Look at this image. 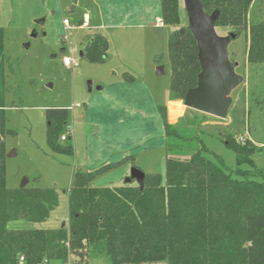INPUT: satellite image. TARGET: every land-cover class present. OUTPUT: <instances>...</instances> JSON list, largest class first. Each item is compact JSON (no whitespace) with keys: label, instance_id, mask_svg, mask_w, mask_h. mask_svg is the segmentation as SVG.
Masks as SVG:
<instances>
[{"label":"rangeland","instance_id":"obj_1","mask_svg":"<svg viewBox=\"0 0 264 264\" xmlns=\"http://www.w3.org/2000/svg\"><path fill=\"white\" fill-rule=\"evenodd\" d=\"M84 13L91 17L90 28L79 25ZM179 15L181 25L187 26L183 0H179ZM156 16H161L160 0H78L75 5L71 0H0L6 59L4 119L13 132L4 136L6 186L19 189L26 179L28 187L54 188L58 194L57 206L45 222L20 220L10 223V228L66 226L67 190L73 173L119 161L123 154L134 158L96 176L90 185H124L132 167L163 176L166 145L158 108L162 105L169 123L193 131L192 126L199 123L204 131L199 135L202 142L228 168H234L235 155L221 139L230 133L238 140H251L256 148L253 162L264 167V108L254 103L264 97V64L246 62L247 38L242 35L228 46L242 82L232 91L228 115L221 120L186 108L183 100L167 105L166 47L171 28L158 26ZM250 19H264V1L253 4ZM101 23L103 28H93ZM216 33L226 36L230 28H216ZM92 34L105 36L109 43L101 63L80 56ZM63 57L71 58L70 67L63 66ZM157 67H163V75L156 73ZM125 73L134 82H125ZM49 108L70 112L72 156L53 152L47 144L44 111ZM90 264L109 263L105 257H95Z\"/></svg>","mask_w":264,"mask_h":264},{"label":"trees","instance_id":"obj_2","mask_svg":"<svg viewBox=\"0 0 264 264\" xmlns=\"http://www.w3.org/2000/svg\"><path fill=\"white\" fill-rule=\"evenodd\" d=\"M263 1L200 0L205 13L218 11L216 28L247 38L246 62L253 66L264 64V19L251 21L250 10ZM160 12L161 23L171 28L166 47L169 101L183 100L200 72L196 41L181 25L179 0H160ZM3 35L0 28V264H90L95 257H105L109 264H264V167L253 162L252 141L231 133L221 139L235 155L234 168H228L202 142L199 123L194 131L169 123L165 105L158 106L166 145L163 176L144 173L142 187L133 181L113 188L90 185L133 155L74 172L65 227L10 228L20 220L45 222L58 194L54 188L6 186L4 136L13 132L4 119ZM108 49L105 36L92 34L81 57L101 63ZM123 79L134 82L127 73ZM254 103L263 109L264 97ZM44 117L49 148L72 156L69 110L49 108Z\"/></svg>","mask_w":264,"mask_h":264},{"label":"water","instance_id":"obj_3","mask_svg":"<svg viewBox=\"0 0 264 264\" xmlns=\"http://www.w3.org/2000/svg\"><path fill=\"white\" fill-rule=\"evenodd\" d=\"M71 2L75 5L78 0H71ZM183 4L187 28L196 41L200 66L196 87L186 92L183 105L190 110L224 120L232 103L230 95L242 82V77L235 73L237 64L230 60L228 51V46L235 36L231 33L219 36L216 33L218 11H213L211 14L205 13L200 0H183ZM39 23L42 24L43 20ZM33 36L35 37L34 34ZM28 46L27 44L25 47L28 48ZM156 73L163 75V67H157ZM88 90L91 91L90 83H88ZM97 90L101 91L102 87H98ZM132 181L142 187L144 172L132 167L129 176L125 179V184ZM25 186H27L26 179L20 188ZM64 226L65 223L61 227Z\"/></svg>","mask_w":264,"mask_h":264},{"label":"built area","instance_id":"obj_4","mask_svg":"<svg viewBox=\"0 0 264 264\" xmlns=\"http://www.w3.org/2000/svg\"><path fill=\"white\" fill-rule=\"evenodd\" d=\"M88 19H89V16L87 14H84L83 15V19H82V25L81 26H84L86 27L87 26V22H88ZM63 23L65 25V27H68L69 26V21L67 19H64L63 20ZM160 25H162V23H160ZM62 63L65 67H70L72 65V60L70 57H63V60H62ZM60 139L62 141L65 140V136H61Z\"/></svg>","mask_w":264,"mask_h":264},{"label":"crops","instance_id":"obj_5","mask_svg":"<svg viewBox=\"0 0 264 264\" xmlns=\"http://www.w3.org/2000/svg\"><path fill=\"white\" fill-rule=\"evenodd\" d=\"M129 12V11H128ZM84 14H87V13H84ZM83 14V15H84ZM160 14H161V12H160ZM88 15V14H87ZM89 16V15H88ZM120 18H122V17H120ZM156 19L159 21L158 22V26H164L163 24L162 25H160V23H161V16H156ZM90 23H91V17L89 16V19H88V22H87V26L85 27V28H90L91 26H90ZM79 25L81 26L82 25V21L79 23ZM141 25H138V27H140ZM81 27H84V26H81ZM95 27H97V28H103V25H102V23L99 25V26H94L93 28H95ZM113 43V45H115L114 44V42H112ZM62 51H64V50H62ZM64 66V65H63ZM65 67V66H64ZM112 100H113V98H112ZM173 101H169L168 100V102H167V105L168 104H170V103H172ZM127 155H130V154H123V156H122V158H124L125 156H127ZM121 158V159H122ZM114 162V161H113ZM103 164V163H102ZM99 165H101V164H99ZM98 165V166H99Z\"/></svg>","mask_w":264,"mask_h":264},{"label":"bare ground","instance_id":"obj_6","mask_svg":"<svg viewBox=\"0 0 264 264\" xmlns=\"http://www.w3.org/2000/svg\"><path fill=\"white\" fill-rule=\"evenodd\" d=\"M175 105H177V104H175ZM178 106V105H177Z\"/></svg>","mask_w":264,"mask_h":264}]
</instances>
